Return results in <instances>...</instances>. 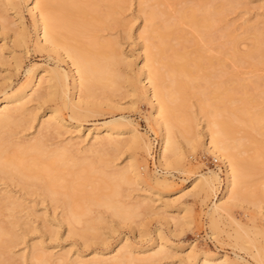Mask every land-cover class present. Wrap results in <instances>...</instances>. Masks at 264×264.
<instances>
[{"label":"bare ground","instance_id":"1","mask_svg":"<svg viewBox=\"0 0 264 264\" xmlns=\"http://www.w3.org/2000/svg\"><path fill=\"white\" fill-rule=\"evenodd\" d=\"M152 1H140L141 9L150 23L139 34V38H142L141 48L145 52V61L139 75L126 74L121 70V64H126L128 68L131 63L119 51V41L101 34L102 30H110L116 24L124 23L120 14L127 0H32L29 12L37 33V48L49 52V55L55 53L60 61L70 63V71L63 70L59 62L53 68L48 65H31L26 70V80L17 87L12 83L0 84V180L6 186L8 181H16L28 193H38L44 199L56 203V206L58 204L62 208L64 222L70 226V234L78 235L85 244L102 238L96 225L104 220L101 212L90 215L95 208L102 207L123 220H131L140 215V208L149 210L150 204L147 201L123 200L125 194L122 185L133 183V176H140L139 168L135 163L121 168L112 163L119 153L125 151L123 147L126 142L133 147L142 142L146 154L150 153L152 145L144 134L130 126L133 124L131 120L125 123L122 119L110 120L103 126L95 127V138L84 147L81 144L86 140L70 138L64 143L53 139L56 134L57 137L61 134L66 122L72 125L95 115L97 110L94 107L103 104V100H109V95L116 94L124 85L135 95L143 91L151 102L152 117L161 136V161L169 166L183 155L178 137H182L193 150L200 146L199 133L195 131L190 134L194 124L190 123L191 119L185 115L187 113L184 114L186 120L182 119V113L186 112L187 107H183L182 111L181 106L187 105L182 103L187 96L186 90H194L191 84L197 77L216 82L209 91L206 86H203V90L193 91L198 94L202 111L208 115V150L221 158L226 166L225 191L208 211L212 232L216 234L219 231L220 220L225 217L224 211L227 213L228 205L240 206L250 196L256 195L255 192L247 193L245 184L247 172L257 166L260 158L264 162V101L260 100H264V76H257L255 80L249 77L247 82L240 77L232 80L234 74L225 67L228 65L227 58L254 67L264 66V39L261 40L260 35H257L254 46L246 52H240L238 41L228 32L229 27L218 25L219 21L224 20V13L230 9L222 0L182 6L173 16L160 7L162 2L159 4ZM215 1L220 3L216 4ZM20 4L21 0H0V19L4 22L9 20L10 7L22 25L15 32L14 44L27 43ZM11 23L16 24V21ZM180 23L192 26L198 32V37L189 35ZM212 44L219 49V55L209 53L206 46ZM226 44H230V47ZM5 49L15 54L14 48L8 47L4 41L0 45V58H3ZM15 67L18 70L22 67L21 59H17ZM203 69H208V72ZM165 80L176 83L165 85ZM187 80L192 83L188 84ZM196 81L201 85L198 79L193 84ZM231 83L236 86L241 84V88L247 85L245 87L250 86V89H254L251 88L255 86L254 83L261 84L262 87L258 85L261 89L257 90L263 95L260 97L256 92V95L248 94L250 89H244L245 93L238 90V94H242L238 96L234 94L236 87ZM171 85L173 88H169ZM176 94L182 95L177 97ZM33 100L38 102L40 108L46 106L48 117L41 121L38 135L26 139L21 131L31 127L38 115L28 109V104ZM112 107L117 108L115 105ZM249 129L262 138L250 133L247 137H236L237 131L249 132ZM122 135H127V138L121 139ZM245 139L249 144H254L258 152L244 156L242 151L247 149L240 148L248 147ZM109 155L112 158L105 157ZM93 172L101 174L104 177L102 180L106 178L108 185H103L107 190L101 185L103 181L91 184L90 189L89 175L91 177ZM202 178L207 189L215 190V183L219 179L216 173L203 175ZM165 181L167 178L162 180L156 177L155 182ZM22 207L19 197L11 194L10 190H0V264H13V249L24 239L18 231ZM176 212L171 218L177 225L187 216L185 213L181 215L179 208ZM76 224H82V229L76 230ZM51 230L57 234V231ZM167 244L168 241L162 238L156 244L158 249L153 247V253L137 257L125 240L109 256L94 248L93 255L88 258L78 253L75 259H71L68 254L47 253L42 249V242H39L32 245L29 255L26 253L22 257L29 264H154L162 259ZM251 255L264 264L263 248L257 247ZM190 258V264H242L227 255L218 256L209 252L202 256L193 254Z\"/></svg>","mask_w":264,"mask_h":264},{"label":"rangeland","instance_id":"2","mask_svg":"<svg viewBox=\"0 0 264 264\" xmlns=\"http://www.w3.org/2000/svg\"><path fill=\"white\" fill-rule=\"evenodd\" d=\"M140 1L127 0L120 14V18L123 19L125 24H116L112 27L113 29H110L112 32L107 29L101 32L106 38H116L119 41L117 45L119 51L131 63L128 68H126L127 65L124 63L120 65V68L126 74L132 75H139L140 68L144 64L145 52L141 48L142 38H139V34L144 32L150 23L148 19L146 20L148 17L142 11ZM207 1L209 0H153L152 3L160 4L162 2L160 7L166 9L173 16L176 10L182 6L203 4ZM219 1H223L225 5L227 4V8L229 5L230 9L226 10L227 12L223 15L224 20L219 21L218 25L220 27H229L228 32L238 41L237 48L240 52L250 50L257 41V35H260L261 40L264 39V0H225L228 3H225L224 0ZM219 3L216 2V4ZM30 4H32V0L29 2L21 0L20 4L21 12L24 15L27 43H13L15 32L22 25L17 21V17L10 7V11H8L9 22H4L0 19V45L5 41L8 47L10 46L15 50V54L12 55L5 49L3 58H0V84L12 83L14 87H17L26 80V70L31 65L38 67L48 65L53 68L59 62L63 70L66 72L70 71V63L60 61L55 53H50L49 55V52L40 51L37 48V33L29 12ZM10 21H16V24H12ZM180 25L189 35L198 37V32L192 26L187 23H180ZM3 26L6 28L3 29ZM223 41H225V38H223ZM262 45L264 46V44ZM226 46L230 47V44H226ZM206 48L211 55H219V49L214 44L208 45ZM17 59H21L22 67L19 70L15 67ZM227 63L228 65L225 69L227 68V71L234 74L231 78L232 80L240 77L246 78L242 80L247 82L249 77L255 80L257 76H264V66L254 67L249 63L241 64L229 58H227ZM203 70L208 72V69ZM226 77H230V75ZM199 78H195V80H200L201 85L197 84V81L195 82L199 88L193 84L195 80L192 78L194 81L192 80L193 83H190L193 84L191 86L194 90L189 88L186 90L190 93H186L187 96L185 95L186 97L182 103H187V105L181 106V109L189 106V110L186 109L187 107L185 108L186 112L182 109V114L187 113L185 115L191 119L190 123L194 124L190 134L192 135L195 131L199 133L200 146L193 150L191 145L182 137H178L179 142H181L183 155L172 165L168 166L161 161V136L152 117L151 102L143 91H140L141 94L140 92L136 95L132 94L128 87H125L124 82L121 90L116 91V94L111 93L109 100H103V104L94 107L97 110L95 115L82 119L80 122H75L72 125L66 122L67 124L63 131L61 129V134H58V137L56 134L53 139L55 142L62 141L66 143L70 138L76 141L86 140L81 144L84 147L87 142H91L95 138L96 133L93 130L95 127L103 126L104 123L110 120L122 119L125 123L131 120L133 124L130 126L137 128L151 142L152 148L149 154L145 153L142 142L135 147L128 145L126 142L127 145L125 144L123 147V151H125L119 153L120 156L115 157L112 163V165H116L113 166L118 168L135 163L139 168L140 176H133V183L122 185V192L125 194L123 200L138 199L147 201L150 204L149 210L140 208L138 210L141 212L140 215L131 220H123L102 207L95 208L90 215L101 212L100 214H102L104 219L96 224L98 227L97 232L102 235L99 240L85 244L78 235L70 234V226L64 222L62 208L58 207V204L56 206V203L47 198L44 199L38 193H28L16 181H8V186H6L0 180V190H10L11 194L19 197V200L23 203L18 231L24 236V239L13 249L15 259L13 258L12 263L29 264L22 255L26 253L29 255L32 245L39 242H42V249L47 253H53L54 255L68 254L70 255L69 258L75 259L78 253L83 258L92 256L94 248L98 251H103L105 256H109V253L120 242L126 240L128 248L133 249L135 256L145 257L153 253L155 251L154 248L158 249L156 244L164 238L168 241L165 254L162 255V259L154 264H190L191 255L199 254L202 256L206 252L217 254L218 256L227 255L232 260L239 261L242 264H262L251 255L257 247L264 249V162H261L262 158L259 159L255 168L247 172L246 176L245 190L249 194L255 192L256 195L254 197L250 196L249 200L242 202L240 206L228 205L227 213L224 211L225 217L220 220L219 231L214 234L211 230L208 211L214 202L219 201L225 191L226 166L221 158L208 150L210 145L206 121L208 120V115L201 109L198 94L193 92L195 90H203V86H206L205 88L209 91V89L214 88L213 85L216 82L214 84L211 83L212 80L208 82V78H206L208 79L206 81L205 78ZM188 81L190 80H187V83ZM172 82L170 80L171 84ZM168 83L166 82L165 85ZM174 83L176 82H173V85ZM207 83H209L208 86ZM233 83L235 82L233 81ZM173 85L168 87L173 88ZM231 85L237 88V90H235L236 88L234 89V94L238 96L242 95L240 91V94H238V90L245 93L247 89H250V86L245 87L247 85L243 86V88H241V84L236 86V84L231 83ZM254 85L257 87L252 86L251 88L254 89L248 90L250 92L248 94L256 95L254 94L255 92L257 94L260 92L257 88L261 89L258 87L261 84L256 85L254 83ZM244 89L246 91H243ZM258 95L261 97L263 94L259 93ZM75 97L78 99V93L75 94ZM186 98L187 100L185 101ZM260 100L264 101L262 98ZM114 105L117 106L116 109L112 107ZM45 108L46 106L40 108L35 100L28 104V109L34 113L37 112L36 114L38 115L37 120L32 123L31 127L24 129V131L22 130L23 132L21 131L23 134L21 135L24 138L28 139V137L36 136L41 121L48 117ZM180 114L179 116L182 118L183 116ZM67 115L68 113L65 116ZM185 115L182 118L183 120H186ZM68 121L70 120L68 119ZM196 122L197 125H195ZM79 123H81L80 126H77ZM90 129L92 130L90 131ZM248 133L261 137L255 131H250V129L249 132L244 130L237 131L235 135L236 137H247L250 136ZM120 138L125 139L127 135H122ZM245 141L249 144L248 140L245 139ZM244 148L247 149L245 152L242 151L244 156L258 152L256 146L252 143L248 147L240 148V150H244ZM110 156L105 157L108 158ZM95 173L93 172L91 177L89 175V179H91V181L88 180L90 181V184H88L90 189L92 187L91 184L95 183L94 185H96L102 181V187L108 185L106 178L102 180L103 176L101 177V174ZM212 173H216L219 177L215 183V190L207 189L205 180L202 178L203 175L210 176ZM156 177H160L162 180L167 178V181L156 183ZM104 183L106 184L103 185ZM103 189L107 190L108 188L105 186ZM177 208H179L181 215L185 213L187 218L180 220L176 225L171 216L177 213ZM82 227V224L75 225L76 230H80ZM51 229L57 231V234H53ZM243 246H246V248Z\"/></svg>","mask_w":264,"mask_h":264}]
</instances>
